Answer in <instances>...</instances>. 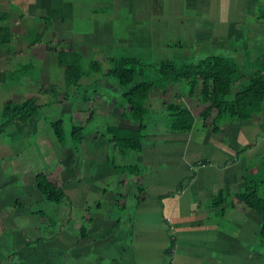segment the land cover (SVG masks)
I'll return each mask as SVG.
<instances>
[{
	"label": "crops",
	"instance_id": "0c3cea01",
	"mask_svg": "<svg viewBox=\"0 0 264 264\" xmlns=\"http://www.w3.org/2000/svg\"><path fill=\"white\" fill-rule=\"evenodd\" d=\"M92 2L0 0V27L13 34L0 46V124L8 102L36 99L41 106L0 133V264H264L262 217L234 203L249 184L264 180V105L251 119H228L216 129L199 118L198 96L181 82L151 91L140 124L123 106L126 88L104 76L121 58L104 48L109 27L103 35L101 27L76 28L78 19L96 14ZM234 22H224L228 40L211 41L212 48L231 53ZM199 34L196 28L190 38ZM249 39L248 48L262 44L264 52V35ZM66 47L83 64L101 56L108 66L86 70L68 88L55 52ZM240 50L229 57L242 63ZM176 94L195 116L190 131L171 127L168 105ZM59 120L64 141L53 128ZM142 125L141 149L122 152L115 134L128 136ZM74 126L84 128L79 143ZM130 167L134 173L123 172ZM41 172L58 178L60 203L41 192Z\"/></svg>",
	"mask_w": 264,
	"mask_h": 264
},
{
	"label": "trees",
	"instance_id": "16d2710c",
	"mask_svg": "<svg viewBox=\"0 0 264 264\" xmlns=\"http://www.w3.org/2000/svg\"><path fill=\"white\" fill-rule=\"evenodd\" d=\"M4 20V17H0V21ZM12 40L11 29L6 26L0 27V46L10 44ZM55 52L60 67L64 69L68 88L78 86L89 74L84 67L82 55L73 47L61 48ZM112 64V67L104 72V76L117 79L119 84L126 88L123 106L127 107L129 115L140 124H143L147 115L151 91L159 89L165 92L169 85L181 82L186 83L190 96H198L199 103L203 107L199 118L205 125L211 123L216 129L228 119L247 121L259 113L264 105V55H252L248 47L245 49L244 67L236 58L221 54H212L198 62L184 64L163 60L158 67L132 57L113 59ZM92 71H102L98 62L92 63ZM183 99L182 94L174 96V101L168 105V115L172 129L187 132L193 128L195 116L185 108ZM40 108L36 99L4 104L1 110L0 133L16 122H27L38 115ZM53 128L57 137L64 141L63 121L53 123ZM83 130L82 126L72 128V135L77 143L84 137ZM142 131L143 125L139 131L132 132L128 136L115 134L114 139L122 152L140 150ZM262 168L264 170V161ZM133 170L134 167L124 168L123 172L134 173ZM38 183L41 192L49 201L60 203L63 200L64 192L56 176L41 172L38 174ZM235 201L243 203L248 209L261 215L264 240V180L249 184L243 193L236 195L234 203ZM86 230L84 227L82 234H85Z\"/></svg>",
	"mask_w": 264,
	"mask_h": 264
},
{
	"label": "rangeland",
	"instance_id": "374dc122",
	"mask_svg": "<svg viewBox=\"0 0 264 264\" xmlns=\"http://www.w3.org/2000/svg\"><path fill=\"white\" fill-rule=\"evenodd\" d=\"M89 1H94L92 3L96 14L78 19L75 22L76 28L90 33L92 27H101L100 35H103V28L109 27L102 39L106 42L104 48L112 46L113 56L137 58L154 67L160 66L167 58L184 64L198 62L212 54L235 56L233 51L237 49H243L245 56L248 42L253 44L249 37L264 35V0L257 3L253 0H87ZM258 6L257 14H263L262 18L255 17ZM230 17L235 21L234 26L229 27L232 30L231 53L212 48L210 44L211 41L227 39L224 35H228V30L224 34L222 32L228 28L223 25ZM211 22L213 25L208 27ZM196 24L198 27H194ZM196 28L206 37L199 34L198 37L195 35L196 38H190ZM177 41L182 45L176 49L174 44ZM165 44L171 47L168 48ZM259 46L255 49L249 47L252 55H264ZM104 48L102 49L105 50ZM98 54L99 52H95V56ZM98 59L102 62H99L101 68L108 66L105 58L100 56ZM93 60L94 58L85 60L86 70L91 71ZM241 65H246L245 58Z\"/></svg>",
	"mask_w": 264,
	"mask_h": 264
}]
</instances>
